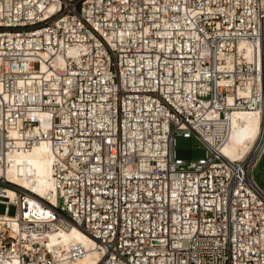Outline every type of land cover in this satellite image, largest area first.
<instances>
[{
    "label": "built area",
    "instance_id": "1",
    "mask_svg": "<svg viewBox=\"0 0 264 264\" xmlns=\"http://www.w3.org/2000/svg\"><path fill=\"white\" fill-rule=\"evenodd\" d=\"M262 37L264 0H0V264H69L86 247L50 236L72 226L97 264H264ZM240 110L261 130L230 156ZM41 142L54 201L5 176Z\"/></svg>",
    "mask_w": 264,
    "mask_h": 264
},
{
    "label": "bare ground",
    "instance_id": "2",
    "mask_svg": "<svg viewBox=\"0 0 264 264\" xmlns=\"http://www.w3.org/2000/svg\"><path fill=\"white\" fill-rule=\"evenodd\" d=\"M239 47L244 49L247 57L251 56L254 44L241 41ZM261 51L264 50V37L259 41ZM259 110L234 111L232 113V128L223 150L230 156H240L250 148L260 129ZM51 152L46 142L35 144L28 150H16L9 156V163L5 172L6 180L19 186L30 188L39 196H47L54 201V184L51 178ZM9 195H14L10 186H4ZM38 206V205H37ZM51 242L67 246L70 242H81L86 251L82 256L69 264H97L99 252L93 238L80 228L72 226L59 229L50 236Z\"/></svg>",
    "mask_w": 264,
    "mask_h": 264
},
{
    "label": "rangeland",
    "instance_id": "3",
    "mask_svg": "<svg viewBox=\"0 0 264 264\" xmlns=\"http://www.w3.org/2000/svg\"><path fill=\"white\" fill-rule=\"evenodd\" d=\"M175 152L179 157L185 160L195 159L203 156L205 147L203 143L195 136L184 137L177 135L175 138ZM253 176L260 186L264 185V157H261L253 169ZM4 204H0V212L4 211ZM16 206L12 203L8 204L7 213L14 214Z\"/></svg>",
    "mask_w": 264,
    "mask_h": 264
}]
</instances>
